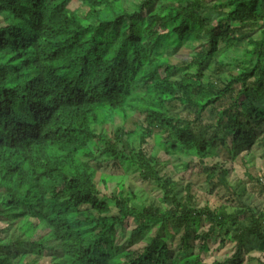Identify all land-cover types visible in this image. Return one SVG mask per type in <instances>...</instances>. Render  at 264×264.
Returning a JSON list of instances; mask_svg holds the SVG:
<instances>
[{
  "label": "trees",
  "instance_id": "1",
  "mask_svg": "<svg viewBox=\"0 0 264 264\" xmlns=\"http://www.w3.org/2000/svg\"><path fill=\"white\" fill-rule=\"evenodd\" d=\"M181 47L189 58L173 63ZM91 141L102 168L131 166L160 196L122 177L106 194L108 176L102 192ZM254 144L264 148V0H0V221L18 231L0 232V264H40L44 251L50 264H203L211 238L233 244L211 264H242L249 236L264 243L246 196L264 192V175L245 188L227 177ZM161 151L236 204L200 206L190 181L160 174ZM128 219L134 240L152 234L121 249Z\"/></svg>",
  "mask_w": 264,
  "mask_h": 264
},
{
  "label": "rangeland",
  "instance_id": "2",
  "mask_svg": "<svg viewBox=\"0 0 264 264\" xmlns=\"http://www.w3.org/2000/svg\"><path fill=\"white\" fill-rule=\"evenodd\" d=\"M140 0H123V5L125 6L126 10L131 9L133 7V4L138 3ZM85 6H77V11L80 15H84L86 12ZM193 50V48H192ZM191 50V51H192ZM190 50L185 47H181L178 49V51L175 53V55L170 57V60L174 62H181L185 61L189 58ZM211 70V68L209 69ZM120 123V120L116 119L114 122V126L118 125ZM112 125V127H113ZM129 127V126H126ZM108 130L110 129V126L107 127ZM98 130V128H97ZM103 144L98 141H91L89 143V149L94 153L95 159L91 162L92 165L97 167V175H96V182L97 187L102 191L105 192L103 188V184L98 181V177H109V186L108 190L106 191V194L110 192L111 189H115L116 180L118 178L121 179L123 182V185L126 188L130 189H137L140 188L147 193V195L151 198H158L160 196V193L148 182H142L138 176L135 169L131 166H128L126 169L121 168L119 166L114 167V165H106L104 168L101 166V156L99 152L102 149ZM216 152V150H215ZM217 159H211V160H205V163L207 166L214 163L215 160H224L228 158V155L226 154L225 149L219 150L217 152ZM160 164L157 167L160 174L170 177L176 181H179V179L190 181L193 184L194 190L197 193L198 197V204L201 206L203 203H205V200L209 202V205L212 206L213 204H219L223 203L224 201L229 202L230 206L235 205V198L232 199V196L228 191L221 187H217L213 191V193H208L209 191V185L204 181V173L201 170V168L197 165L191 164L190 168L186 171H174V168L176 165H178V161L175 159H170L168 156H165L163 152L161 151L159 154ZM238 156V155H237ZM244 157L248 163L245 166H249L246 168V172L243 173L242 164L239 160V157ZM261 157V159H259ZM251 161V162H250ZM176 165H175V164ZM175 165V166H173ZM233 166V172L227 177V184L229 186H233L236 182L242 183L244 188L249 187L248 185H252L254 182L252 180L261 179L263 178L262 170H264V148L260 147L257 144H254V146L251 148L247 154H241L239 155L234 161L232 162ZM244 166V165H243ZM248 189V188H247ZM244 190V189H243ZM246 198V197H245ZM255 199H248L249 205L254 209V201ZM235 202V203H234ZM114 215L115 211L111 210L110 215ZM133 223L130 219L126 220L124 224L121 227H116L115 231V241L114 244L120 246L121 249L127 248L130 244L133 245V247L141 246L142 243H145L147 239L151 236L152 233H148L146 237L143 240H134V237L136 234L133 233ZM154 230V229H152ZM172 237L170 238L175 251L174 254H177L176 248L178 245V238L181 234V228L176 227L175 225L172 226ZM0 232L3 236H14L18 234L17 231V225H6L4 222L0 221ZM44 233V232H40ZM132 241V243H129ZM229 249H231V246L228 243L219 244L218 240L215 238H211L209 242V252L206 253L203 256V264H211L214 259L221 260L223 257V253L225 251L227 252ZM47 252H43L42 257L38 258V263L40 264H50V259L47 256ZM174 255H172L173 257ZM171 257V256H170Z\"/></svg>",
  "mask_w": 264,
  "mask_h": 264
},
{
  "label": "crops",
  "instance_id": "3",
  "mask_svg": "<svg viewBox=\"0 0 264 264\" xmlns=\"http://www.w3.org/2000/svg\"><path fill=\"white\" fill-rule=\"evenodd\" d=\"M241 158H240L241 159V161H240L241 164L245 163V162H246V164L248 163V161H246L244 159V157H241ZM259 159H261V157ZM248 167H249L248 165L247 166H245V165L243 166V164H242L243 173L247 171L246 168H248ZM262 173L264 174V170H262ZM231 196H232L231 200L233 201L234 196L233 195H231ZM246 196L248 198L252 199V200L255 199L253 201L254 202L253 206H255V207H254V209H252V211L254 213V216H257L258 214L259 215L261 214L262 216H264V192L261 193V194L253 192L252 196H250V194L247 193ZM243 199H246V198H243ZM217 205L218 204L216 203V204H213L212 206L209 205V207L213 208V207H215ZM246 225H249V223L246 222ZM262 235L264 236V229L262 230ZM248 241H249V243H248L249 246H251V250L246 255V258H245V260H244V262L242 264H258L257 263L258 261L264 263V243H261V241L255 236L254 237H250L249 236L248 237ZM228 244L231 246V249H232L233 248V244L232 243H228ZM231 249H229L227 252L225 251V253H223V256H226V255L229 256L232 253Z\"/></svg>",
  "mask_w": 264,
  "mask_h": 264
}]
</instances>
